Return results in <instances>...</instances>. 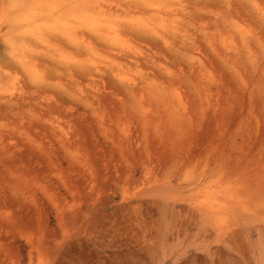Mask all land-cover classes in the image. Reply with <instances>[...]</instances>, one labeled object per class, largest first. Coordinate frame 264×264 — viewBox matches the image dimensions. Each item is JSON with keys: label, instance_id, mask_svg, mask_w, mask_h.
Segmentation results:
<instances>
[{"label": "rangeland", "instance_id": "obj_1", "mask_svg": "<svg viewBox=\"0 0 264 264\" xmlns=\"http://www.w3.org/2000/svg\"><path fill=\"white\" fill-rule=\"evenodd\" d=\"M0 264H264V0H0Z\"/></svg>", "mask_w": 264, "mask_h": 264}, {"label": "bare ground", "instance_id": "obj_2", "mask_svg": "<svg viewBox=\"0 0 264 264\" xmlns=\"http://www.w3.org/2000/svg\"><path fill=\"white\" fill-rule=\"evenodd\" d=\"M231 6H232V5H231ZM134 43H135V42H134ZM103 88H104V87H103ZM232 193H233V192H232ZM210 194H211V193H210ZM214 195H215V194H214ZM221 195H222V194H221ZM209 196L211 197V195H208V197H209ZM217 196H220V194H218ZM222 196H225V195H222ZM228 197H229V196H228ZM230 197H231V196H230ZM211 199H212V198H211ZM218 199L220 200V197H217V199H215V200H217V202H220L221 200L218 201ZM221 199H222V197H221ZM229 199H230V198H229ZM222 200H223V199H222ZM227 200H228V198H227ZM228 201H229V200H228ZM232 201H233V200H232ZM224 202H225V199H224ZM225 203H226V202H225ZM230 203H232V202L230 201ZM234 203H236V205L238 204V202H235V201H234ZM217 204H219V203H217ZM223 204H224V203H223ZM227 205H229V204H227ZM237 206H240V204L237 205ZM203 208H204V207H203ZM233 209H234V206H233ZM204 210H205V209H204ZM204 210H203V212H205ZM216 213H217V212H216ZM219 213H220V212H219ZM224 213H225V212H224ZM238 213H239V212H238ZM245 213H246V212H245ZM250 223H251V222H250Z\"/></svg>", "mask_w": 264, "mask_h": 264}, {"label": "clouds", "instance_id": "obj_3", "mask_svg": "<svg viewBox=\"0 0 264 264\" xmlns=\"http://www.w3.org/2000/svg\"><path fill=\"white\" fill-rule=\"evenodd\" d=\"M10 9H11V11L13 12V14L15 13V9H16V5L15 4H12L11 6H10Z\"/></svg>", "mask_w": 264, "mask_h": 264}]
</instances>
